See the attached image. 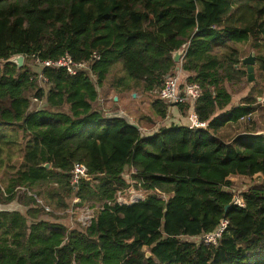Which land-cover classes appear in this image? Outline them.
Masks as SVG:
<instances>
[{"label":"trees","instance_id":"obj_1","mask_svg":"<svg viewBox=\"0 0 264 264\" xmlns=\"http://www.w3.org/2000/svg\"><path fill=\"white\" fill-rule=\"evenodd\" d=\"M244 44L264 46V0H0V204L26 207L0 211V264H264V135H217L255 110L251 93L231 106L226 87L246 76ZM183 45L180 68L202 88L194 111L205 127L146 133L139 118L136 129L107 117L115 65L125 77L109 84L112 112L122 92L158 95ZM93 53L89 70L74 75L44 67L39 78L28 65ZM17 55L20 68L9 61ZM256 61L264 75V54ZM151 105L164 120L169 106L158 96ZM176 107L183 116L190 109ZM75 162L90 179L73 186ZM234 176L254 179L240 192L243 207L233 204ZM130 185L143 197L117 203V191L128 199ZM86 204L99 206L90 225L64 222L68 209ZM222 218L228 225L216 245L189 240Z\"/></svg>","mask_w":264,"mask_h":264},{"label":"built area","instance_id":"obj_2","mask_svg":"<svg viewBox=\"0 0 264 264\" xmlns=\"http://www.w3.org/2000/svg\"><path fill=\"white\" fill-rule=\"evenodd\" d=\"M183 52L186 50V46L183 45L180 48ZM182 55V56H183ZM98 56L93 53L88 59L83 61H74L68 54H64L63 56L57 58V59H46V60H40L38 58H35V61L38 65V71L39 78H43L41 71L44 67H53V68H62L66 72H68L70 75H74L79 71H88L90 68L91 62H93L95 59H97ZM158 97L161 99L163 103L171 106H177L179 104H188L190 106L189 112L185 116L186 124L188 127L196 128V127H205L206 122L200 121L194 111V104L197 101V99L202 94V88L201 86L196 82H185L182 81V71L179 67H177L176 71L172 75H168L165 77V82L163 87L157 92ZM33 104L36 105V107L42 108L44 106V103L42 101H39L37 98H32ZM168 107V108H169ZM112 112H107L106 115ZM252 118V113H249L243 117L240 118V121H248ZM133 172V170H131ZM71 179L70 184L71 185H77V183L80 180H89L90 176L88 174L87 166L82 162H75L71 171H70ZM130 190L133 193L135 191V188L133 185H130ZM140 190V189H137ZM142 193V197L144 193L142 190H140ZM125 190H119L117 191V197L116 202L119 204H123L128 201L137 200L132 197V195L127 199L124 195ZM141 197V198H142ZM39 201V200H38ZM40 202V201H39ZM80 201L78 198H74L72 200V205L78 204ZM233 204L243 207L244 201L240 195H236L233 200ZM45 211L50 212V208L48 206H44ZM99 209V206L91 207L89 205H82L80 207H75L68 209L66 212L69 214L68 219L70 218V221L72 220L73 215H77L76 220L73 222H68L69 226H73V224L77 223L80 224L82 227H86L91 224V222L94 219L96 210ZM228 225V221L226 218H222L217 226L209 232H204L200 235L193 236L189 238V240L199 243L202 242L206 245H216L218 240L221 238L223 232L226 230Z\"/></svg>","mask_w":264,"mask_h":264},{"label":"rangeland","instance_id":"obj_3","mask_svg":"<svg viewBox=\"0 0 264 264\" xmlns=\"http://www.w3.org/2000/svg\"><path fill=\"white\" fill-rule=\"evenodd\" d=\"M240 46L242 48V55H243L241 57V60L243 57L247 56L250 52H254L255 60H256L257 55L264 54V46L258 50L251 49L249 44H244V45H240ZM241 64H242V61H241ZM28 65L31 67V69L33 71H38V65H37V62L35 61V59H33V58L30 59L28 61ZM242 65H244V64H242ZM244 70L246 72V68ZM247 75L248 74L246 72V76H244L243 79L238 84L227 83L226 87L232 93L234 100H236L237 103H239L240 98L242 96H245L248 93H251V94H253V96L256 97L257 100L254 104L255 110L253 112L252 118L248 121H239L238 124H234L233 129H231L225 135H221V138L222 137H224V138L228 137V140H230L236 134H239L240 132H243V131H245V132H264V75H262L258 71L257 61L254 65V70H253L254 80L248 81ZM124 77H125L124 72H123L121 66L118 64L115 65L112 68V70L108 76V81L106 82V86H105V91L107 90L106 91L107 93L105 95L107 97V100L105 101L106 102L105 106L109 110L112 109L111 98L115 94L113 89H111L109 87V84L112 82H117L119 80V78H124ZM183 80H184V78H183ZM131 91L132 90L122 92V94L120 95L119 105H121L122 108L127 109V111L129 113H131V115L133 117H136L135 119L139 118V121H140L141 125L143 126V128L147 129L146 133L154 132L161 126L169 125L167 121L163 122V120L161 121L160 119H158L153 114L151 99L157 98L158 95H156L154 93V94H150V96H149L147 94V95H144V97L142 98L137 93V97L133 98L131 96ZM101 94H102V92H101ZM140 99H142V101H138ZM148 118H151V120H148ZM3 130L6 133L13 132L12 128H4ZM141 131H142V133H145L144 130H141ZM11 150L12 151L14 150V154L16 156L12 159V162L18 161L19 160V156H17L18 150L16 148L11 149ZM7 173H9V172H7ZM3 176H5V173L3 171H0V178H2ZM233 178L234 179H231L232 186L230 189L232 192H234L235 195H240V192H242L247 186L252 184L254 181V179L248 178V177L242 178V177L234 176ZM131 195L135 199L142 197L141 191L137 190V189H135V191H133V193L131 192L130 196ZM86 205H88V204H86ZM10 206L12 207V209H15L14 211H18L22 214H25V212H26V207H24L23 205L19 204L16 201H13L7 205H1L0 204V208H8ZM50 212H51V208H50ZM66 214H67V220L64 219V222H66V223L75 221L76 217L78 216V214L73 215L72 220L70 221V218L68 219L69 214L68 213H66ZM43 218L51 219V216L50 215H44ZM61 220L63 221V218ZM76 226H77L76 224H73V226H71V228L76 227Z\"/></svg>","mask_w":264,"mask_h":264},{"label":"water","instance_id":"obj_4","mask_svg":"<svg viewBox=\"0 0 264 264\" xmlns=\"http://www.w3.org/2000/svg\"><path fill=\"white\" fill-rule=\"evenodd\" d=\"M182 55H183V52H182L181 49H178V50L174 51L173 52V60L176 63H179L180 60H181ZM9 61L15 63L17 65V67L20 68L23 65L24 57L22 55H17V56H14L13 58L9 59ZM241 61H242V64H244L246 66V72L248 74L247 75V80L248 81H253L254 80L253 70H254V65L256 63L254 52H250L247 56L243 57ZM132 95L134 97L135 93H132ZM114 100L115 101L117 100L116 96L114 97ZM107 117H109V118H121L129 126L134 127L136 129H139L138 124L135 121H133V119L127 113H125V112H123L121 110L120 111L117 110L115 112L109 113L107 115ZM255 134L264 135V132H256ZM45 166L48 167V164H46ZM258 181L260 182L261 178H258ZM14 210L15 209H12L11 206L8 207V208H0V211H14ZM146 256L149 257L150 253L147 252Z\"/></svg>","mask_w":264,"mask_h":264},{"label":"crops","instance_id":"obj_5","mask_svg":"<svg viewBox=\"0 0 264 264\" xmlns=\"http://www.w3.org/2000/svg\"><path fill=\"white\" fill-rule=\"evenodd\" d=\"M177 69V68H176ZM176 71V70H175ZM184 78V80H183ZM182 81H185L186 82V76L184 73H182ZM140 97H144V94L142 93H138ZM131 96L133 97L132 93H131ZM137 97V93L135 94V96L133 98H136ZM103 98L101 97V102H102ZM105 100V99H104ZM103 100V101H104ZM107 100V99H106ZM138 101H142V99L138 100ZM237 101L234 100V97L232 96V102H231V106L232 105H237ZM125 105V104H124ZM119 110L125 112V108H122L121 105H119ZM108 112H112L110 110H108ZM126 113V112H125ZM220 111H217L216 114H219ZM253 115V113H252ZM130 117L132 118L133 116L131 115L130 113ZM133 119V118H132ZM167 121L169 125L167 126H170L171 124H186V119H185V116H183L180 111H179V108L176 107V106H171L167 109V114H166V117L165 119L163 120V122ZM180 121V122H179ZM240 121V120H239ZM238 122H235V123H228L226 125H224L223 127H221L218 132H217V135L221 138V135H225L227 132H229L231 129H233L234 127V124H238ZM240 133H247L245 131L243 132H240ZM222 140L226 141V142H230V140H228V137H222L221 138ZM236 177H242V178H246L245 176H236ZM230 179H234L233 177H230Z\"/></svg>","mask_w":264,"mask_h":264}]
</instances>
